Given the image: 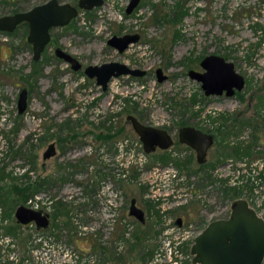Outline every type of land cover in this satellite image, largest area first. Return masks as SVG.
<instances>
[{
  "label": "rangeland",
  "instance_id": "374dc122",
  "mask_svg": "<svg viewBox=\"0 0 264 264\" xmlns=\"http://www.w3.org/2000/svg\"><path fill=\"white\" fill-rule=\"evenodd\" d=\"M43 1L0 0V15ZM128 2L104 0L90 12L79 9L67 25L54 27L31 75L27 29L20 25L11 33L0 32V264H116L121 258L127 259L124 264H193L194 236L211 217L225 214L231 197L220 191L217 179L208 200L204 179L199 191L197 178L189 174L196 163H161L164 150L146 153L126 120L128 113L172 132L182 123L217 125L209 118L220 120L226 114L230 132L225 140L253 141V146L244 155L229 153L228 163L214 177L227 175L229 184L251 181L264 195V0H140L127 13ZM127 32L139 38L125 50L107 43L112 34ZM55 45L75 55L82 68L74 70L55 56ZM209 53L231 60L245 77L239 92L205 95L200 81L190 77L189 70H201L199 62ZM110 60L146 72L112 78L102 90L83 67ZM157 67L167 78L157 79ZM23 86L27 107L18 113ZM121 123L123 133L108 141L97 137ZM51 142L56 152L43 158ZM228 147L217 142L208 157H218L222 148L230 152ZM166 168L183 178L167 179L162 174ZM27 182L33 193L25 202L15 201L25 192L17 194L10 185ZM243 189V197L253 196L248 187ZM132 197L144 210L143 222L128 212ZM20 203L47 212L48 226L16 225L14 210ZM178 215L184 217L180 227L173 223ZM135 231L144 238L131 250ZM95 241L107 252L93 251Z\"/></svg>",
  "mask_w": 264,
  "mask_h": 264
},
{
  "label": "water",
  "instance_id": "95a60500",
  "mask_svg": "<svg viewBox=\"0 0 264 264\" xmlns=\"http://www.w3.org/2000/svg\"><path fill=\"white\" fill-rule=\"evenodd\" d=\"M104 0H78L77 4L46 0L28 9L0 15V30L11 32L16 26L25 21L28 24L27 40L32 45V58L38 60L50 39V29L67 25L77 14L78 9L90 10L101 5ZM139 0H130L125 11L130 13ZM139 34H112L107 43L118 51H123L129 43L138 39ZM55 54L68 62L72 69L82 68L81 61L69 51L61 47L55 48ZM203 71L189 70L190 77L200 81L205 94L226 95L234 93V87L241 89L244 77L239 73L231 60L215 53H209L200 60ZM83 72L93 78L102 90H106L108 82L120 75L141 76L146 70L129 64L110 60L101 63H90L83 67ZM159 81L167 78L161 67L156 68ZM28 90L22 87L18 93L17 110L23 112L27 107ZM126 119L137 133L142 147L151 152L156 147L167 148L173 139L167 129L143 123L133 114H127ZM179 141L186 143L196 151L198 162L205 160L208 147L213 142L211 133L204 132L192 125H184L178 133ZM55 144L49 143L43 152V158H48L55 152ZM130 215L144 221V210L137 204L136 198L130 199ZM16 220L22 224L34 222L36 227H47L49 214L41 209L20 203L14 210ZM176 222L180 223L178 217ZM193 264H261L264 259V219L251 207L247 199L236 198L231 203L227 217L209 221L193 238L190 247Z\"/></svg>",
  "mask_w": 264,
  "mask_h": 264
},
{
  "label": "flooded vegetation",
  "instance_id": "af4514ba",
  "mask_svg": "<svg viewBox=\"0 0 264 264\" xmlns=\"http://www.w3.org/2000/svg\"><path fill=\"white\" fill-rule=\"evenodd\" d=\"M44 1H46V0H44ZM43 1V2H44ZM59 1H61V2H68V1H62V0H59ZM78 1V0H77ZM130 1V0H129ZM140 1V0H139ZM41 3V2H40ZM71 3V2H70ZM139 3V2H138ZM38 4V3H37ZM72 4H77V2L76 3H72ZM128 4V3H127ZM35 5V4H34ZM137 6V5H136ZM126 8V7H125ZM28 9V8H27ZM79 9H81V8H79ZM79 9H78V12H79ZM25 10V9H24ZM87 10V9H86ZM17 11H19V10H17ZM15 12V11H14ZM75 18V17H74ZM73 18V19H74ZM72 19V20H73ZM71 20V21H72ZM70 21V22H71ZM25 21H23V22H21V23H19L17 26H16V28L17 27H19L22 23H24ZM25 23H27V22H25ZM64 26V25H63ZM57 27V26H56ZM15 28V29H16ZM54 27H52L51 29H50V39H49V41H48V43L46 44V46H45V48L49 45V43L51 42V40H52V36H51V33H52V29H53ZM14 29V30H15ZM13 30V31H14ZM0 32H5V33H9V32H7V31H3V30H0ZM12 32V31H11ZM27 33H28V24H27ZM127 33H133V32H127ZM124 34V33H123ZM117 35H119V34H117ZM122 35V34H121ZM139 38V37H138ZM26 41L29 43V46H30V48L32 49V45H31V43L27 40V34H26ZM138 40V39H137ZM135 42V41H134ZM131 43H133V42H131ZM131 43H129V44H131ZM61 47L60 45H55L54 46V55L55 56H57L56 54H55V48L56 47ZM129 46V45H128ZM127 46V47H128ZM45 48H44V50H45ZM62 48V47H61ZM64 49V48H63ZM126 49V48H125ZM124 49V50H125ZM43 50V51H44ZM42 51V52H43ZM67 51V50H66ZM42 54V53H41ZM216 54V53H215ZM220 55V54H219ZM222 56V55H221ZM41 57V56H40ZM58 57V56H57ZM224 57V56H223ZM58 58H60V57H58ZM203 58V57H202ZM201 58V59H202ZM225 58V57H224ZM40 59V58H39ZM38 59V60H39ZM60 59H62V58H60ZM227 59V58H226ZM34 60V59H33ZM63 60V59H62ZM229 60V59H228ZM37 61V60H36ZM66 62V61H65ZM199 64H200V62H199ZM234 64V63H233ZM201 67V66H200ZM202 68V67H201ZM196 70V69H195ZM198 71H203V68L201 69V70H198ZM133 76V75H132ZM244 77V76H243ZM245 83H246V81H245V77H244V85L242 86V88L245 86ZM23 87H25V86H23ZM22 88V87H21ZM241 88V89H242ZM241 89H237V88H235L234 87V93L233 94H231V95H234L235 93H237V92H239V90H241ZM28 90V89H27ZM204 92V91H203ZM205 94V93H204ZM205 95H209V96H211V95H225V96H231V95H226V91L225 90H223V92L221 93V94H215V93H212V94H205ZM28 96V95H27ZM18 111V110H17ZM19 113V112H18ZM22 113V112H21ZM220 117H221V119L220 120H218V119H216L215 117L213 118V117H210L209 118V122H215V123H217V125L215 124V125H213V126H208L207 128H204V127H202V126H200V125H194V124H181V125H179L175 130H174V132H172L171 130H170V128H165V129H167V131L170 133V135H171V137H172V139H173V142L167 147V148H161V147H156V149L154 150V151H151V152H146V153H152V152H155V151H157V150H164L163 151V153L161 154V155H159V160L161 161V163H166L164 160H162V158H161V156L162 155H168L169 156V154L167 153L168 151V149H170V150H173V153H175V154H173L174 156H170L171 157V159L170 160H172V161H174L176 164L177 163H180V164H183V165H188V164H191L192 166L196 163L197 164V168H195V169H193V171H192V169H191V172H190V170H189V174L192 176V177H196L197 178V184H198V190H199V187L200 188H202V184H201V181L204 179V181H205V195H206V198L209 200V199H211L212 198V196L214 195V193H215V191L216 190H214V189H211L212 187H213V182H216L217 181V179L219 180V181H221V186H220V191L221 192H225V189H226V187H232L233 189H235L236 191H237V194L235 195V196H230L231 197V201L229 202V207L227 208V210L225 209V214H220V216H217V217H211L210 218V220L209 221H211V220H213V219H216V218H223V217H227L228 216V214H229V212H230V208H231V203H232V201L234 200V199H236V198H239V197H243L242 195H243V193H244V189L246 190L247 188H244L243 189V187L244 186H246V187H248V189L250 190V191H248V193H253V196H244L243 198H245V199H247V201H248V203H249V205L251 206V207H253L254 209H255V211L257 212V214H259L260 216H262L263 217V219H264V195H260V193H258V190L257 189H255V184H251V181H245V180H243V179H239V180H235V181H232V182H230V184H236V186H234V185H230L229 183H228V178L226 177L227 175H224L223 177H217L216 175H215V177H214V174L218 171V169L219 168H222V166L224 165V163L226 162V163H228L227 161H226V159H228L227 157V155H231V154H229V153H233V154H242V155H244V154H246V152L248 153V150L250 149V147H252L253 146V141H251V142H248V143H246V145L244 144H242L241 142H235V143H229V141L227 140H225V137L229 134V132H230V130H229V127H228V117H227V115L226 114H220L219 115ZM218 116V117H219ZM231 118H236V115H233ZM211 120H213V121H211ZM184 125H192V126H194V127H196V128H199V129H201V130H203L204 132H208V133H211L212 134V136H213V142H212V144L208 147V149H207V152H206V155H205V160L203 161V162H198L197 161V158H196V151H195V149L194 148H192L191 146H189V145H187L186 143H183V142H180L179 141V137H178V133H179V130H180V128L182 127V126H184ZM253 135V137H254V133L252 134ZM219 137H221V139L219 138ZM109 140H111V139H109ZM263 141H264V139H263ZM262 141V146H263V148H264V142ZM217 142H219L220 143V145L222 146V144H224L225 143V146L226 147H228L227 149H230L231 151L230 152H228L227 150H225L224 148H222V150H220L221 152H219V155H218V157H216V158H213V160H211L209 157H208V154H209V150H210V148L213 146V144H217ZM176 145L177 146V148L176 147H173L172 145ZM230 144V145H229ZM172 146V147H171ZM235 146H238L239 147V151H240V153L238 152V153H236V152H232V150H233V147H235ZM171 148H173V149H171ZM56 152V151H55ZM55 152H54V154H55ZM228 152V153H227ZM52 156V155H51ZM242 158V157H241ZM241 158H239V160H241ZM259 158H257L256 160V162L257 163H259V162H261V164H262V162L263 161H260V160H263L262 158L260 159V160H258ZM236 162H240V161H236ZM243 162H245V161H241V163H243ZM255 162V160L254 161H251V163H254ZM205 164V167L203 168V166L202 165H204ZM215 166V167H214ZM214 167V168H213ZM213 171H214V173H213ZM222 172H220V174H221ZM177 176H179V177H181V178H183V176L182 175H180L179 173H177ZM255 182H256V180H255ZM257 185H258V183H257ZM211 190H210V189ZM193 191L195 192V193H197L198 191H196V188L195 189H193ZM200 191V190H199ZM243 191V192H242ZM257 193V194H256ZM199 195V194H198ZM216 197V196H215ZM218 197V196H217ZM221 198H223L222 197V195H220L219 196V200L221 199ZM214 201L216 202V198L214 199ZM216 204V203H215ZM219 209V208H218ZM222 210V209H221ZM220 212H222V211H220ZM180 218V223H178V222H176V220H177V218ZM16 219V218H15ZM208 221V222H209ZM16 225H23L22 223H20V222H18L17 220H16ZM207 222V223H208ZM173 223L175 224V225H177L178 227H180V226H182L183 224H184V217L183 216H181V215H178L176 218H175V220L173 221ZM206 223V224H207ZM202 229V228H201ZM264 260V259H263ZM262 263H263V261H262ZM261 263V264H262Z\"/></svg>",
  "mask_w": 264,
  "mask_h": 264
},
{
  "label": "trees",
  "instance_id": "16d2710c",
  "mask_svg": "<svg viewBox=\"0 0 264 264\" xmlns=\"http://www.w3.org/2000/svg\"><path fill=\"white\" fill-rule=\"evenodd\" d=\"M86 12H90L89 10H86ZM21 26H24L25 27V29H27V23H22L21 24ZM9 33H11V32H9ZM33 62H34V68H33V72H31V73H29V75H31V74H33V73H35L37 70V66H38V61H36V60H33ZM129 114V113H128ZM127 120V119H126ZM128 121V120H127ZM129 122V121H128ZM182 124H184V123H182ZM125 129H126V126H125V123H121V124H119L118 126H116V128L114 129L115 131H112V129H111V127H108L107 128V132H99V133H97V137H99L101 140H104V141H108L109 139H112L113 137H115V136H117L118 134H121V133H123L124 131H125ZM232 152H236V153H240V151H239V147L238 146H235V147H233V150H232ZM161 158H162V160H164L165 162H168L170 159H171V157L170 156H168V155H162L161 156ZM179 165V164H178ZM203 166V168L205 167V164L204 165H202ZM41 184H42V182H40ZM35 184L36 183H34V186H35ZM11 187H12V189L18 194V192L19 193H24L25 192V194L23 195V196H18L17 195V197H14L15 198V201H23V202H25L26 201V199L28 198V196L30 195L31 196V194L33 193L31 190V188H32V184H30L29 182H27V183H25L24 185H19L18 183H14V184H12V185H10ZM225 191L229 194V196H235L236 194H237V191L235 190V189H233L232 187H226V189H225ZM120 237H123V232H122V230H120ZM147 232L146 231H143V234H146ZM144 238V236L143 235H141L138 231H135L134 233H133V237H132V242H131V247H130V249L131 250H135L136 248V245L138 244V243H140V240H142ZM128 240H129V237H128ZM91 249L93 250V251H95L96 249H100L102 252H104V253H106L107 252V250H106V247L104 246V248H103V245H101V246H98L97 245V242L95 241L94 243H92L91 245ZM149 252H151V251H149ZM144 253L142 256H143V258H145L147 255H149L150 253ZM147 254V255H146ZM109 256L110 257H108V259H110L112 256H113V253H109ZM126 260L127 259H123V258H121L120 259V263H125L126 262ZM145 260V259H144ZM120 263H116V264H120Z\"/></svg>",
  "mask_w": 264,
  "mask_h": 264
},
{
  "label": "built area",
  "instance_id": "2783aa9c",
  "mask_svg": "<svg viewBox=\"0 0 264 264\" xmlns=\"http://www.w3.org/2000/svg\"><path fill=\"white\" fill-rule=\"evenodd\" d=\"M125 76V75H124ZM127 76V75H126ZM121 77V76H120ZM115 78V77H114ZM119 145H120V148H122V145H123V143H119ZM162 174L164 175V176H166V178L167 179H182L181 177H179V176H177V170L176 169H174V168H170V169H168V168H166V169H164L163 171H162ZM108 186H106V188H107ZM175 190V188L174 189H172V191H174ZM108 200V204H111L112 203V200H110V199H107ZM170 242V241H169Z\"/></svg>",
  "mask_w": 264,
  "mask_h": 264
}]
</instances>
